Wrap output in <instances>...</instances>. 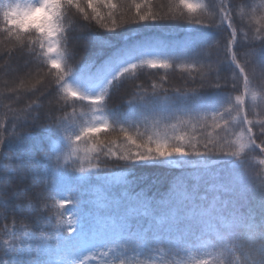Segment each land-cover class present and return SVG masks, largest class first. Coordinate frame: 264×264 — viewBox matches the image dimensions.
<instances>
[{"label":"trees","instance_id":"obj_1","mask_svg":"<svg viewBox=\"0 0 264 264\" xmlns=\"http://www.w3.org/2000/svg\"><path fill=\"white\" fill-rule=\"evenodd\" d=\"M2 1L3 0H0V7L3 5ZM119 2H121V4ZM119 2L117 0H55L54 1L55 5L53 6L54 17L49 22H52L53 26L55 27V31H57L59 26L64 24L65 20H67V22L70 20L73 21L74 19H76V17L82 15V17H84V23L83 20H81L82 24L87 28L89 32H91L94 35V37H120L122 36L121 34H127L132 31L146 30L148 26H159L155 24L159 22L158 19L167 18L169 13H170V17H174L177 10L174 9V7H168V6L166 9H164L166 5L162 3H159L154 7L152 6V3L154 1L149 3L147 0H119ZM179 4L185 6L187 5V0H179ZM62 7H67L71 10L69 15L70 20L64 16V13H60V16L57 13L58 9L63 10ZM123 7H125V9H122ZM154 9L157 10L155 11ZM9 11L10 12L7 14L5 19L1 23L2 26H0V37H8L14 42V44L12 46L10 45L11 48L10 51H6V49L3 48H8L9 46L8 44L12 42H10V40L0 39V47H1L0 55L2 53L9 52V56H10V53L14 51V48H16L15 51H21V52L24 51L23 48H20V45L17 44V42L19 43L21 42L13 40L10 37H29L30 36L29 33H31L32 30L34 31L35 27H39V26L36 22L30 23L25 16L20 15L19 13H15L17 10L14 11L9 10ZM59 17H60V21H59ZM71 21L70 23H72ZM49 22H47L46 24H48ZM58 22L60 25L58 24ZM52 24L46 25L48 30L51 29ZM250 25H254L255 28H258L259 26L261 28L262 26H264V14L260 12V21H259V17H257ZM74 26L76 25L72 23L71 30L72 29L74 30ZM60 30H62V28L59 29V32H61ZM249 33H253V30L249 29ZM9 56L8 55L5 56L2 63H0L1 77H2L1 66L4 64L7 57ZM167 62L161 64L165 65L167 64ZM219 65H220V58L218 52L215 51L213 57L211 58V62L205 67H202L197 73L200 76L199 79L202 80L205 74H210L215 72ZM208 67L212 68V72L207 73ZM259 75H260V79L264 82L263 69L260 71ZM144 78H147V76ZM61 81H63V78H61ZM28 82L29 83L26 82L27 83L26 86L24 84V88L28 86L30 87L36 82L38 83V79L36 77L31 76ZM43 83L44 82H41V84ZM13 84H15V82ZM64 85L65 83L63 82L62 86ZM147 102H149V100ZM162 111H159V114H163ZM189 112H205V113H201L200 115H203L205 118H210V120H213L214 117L217 116L216 107H209V109H203L199 105H193L189 109ZM184 116H187L186 112H184ZM206 129L208 131L209 126ZM186 130L188 132H191V127H187ZM206 135L208 134H206L205 132H200L198 133V135L195 136H197L198 141H200L199 139L205 137ZM195 136H193V138ZM187 138L189 137H185V140Z\"/></svg>","mask_w":264,"mask_h":264},{"label":"rangeland","instance_id":"obj_2","mask_svg":"<svg viewBox=\"0 0 264 264\" xmlns=\"http://www.w3.org/2000/svg\"><path fill=\"white\" fill-rule=\"evenodd\" d=\"M166 8H167V5L164 7V9ZM122 9H125V7H123ZM154 10L156 11L157 9H154ZM76 19H77V22H75L76 26H74L72 42L76 46H82V47L87 46L88 44L92 43L96 38L82 24L81 20H83V23H84V17H82V15H79L78 17H76ZM8 45H7L8 48H3V49H6V51H10L11 49L10 45L12 46L13 44L9 43ZM14 47H17V46H14ZM15 50L16 48H14V51L10 53V56H9V52H6L8 53L9 57H7L6 61L1 66L2 67V70H1L2 77L1 78H3L2 82L4 83V87H5L4 90L11 95V99L13 100H17L18 97L20 96L24 97L26 95H31V94H38L39 96L40 94H42L43 96L42 103L44 105L48 106L50 104H54L55 98H54V95L52 94L54 91H52L49 88L48 84H46L45 82L41 84V82H43L42 77L44 76L43 71H40L35 66V63L33 62L32 57L26 56L23 51L21 52V51H15ZM75 54H76V51L74 52V55ZM208 72H212L211 67L207 68V73ZM31 76L36 77L38 79V83L36 82L35 84H33L34 86L31 85L30 87L28 86L24 88V84L26 86L27 83H29L28 80H30ZM14 82L15 84H13ZM30 119H33V117H30ZM20 174H23L24 177L29 175L27 171H25L24 173H21L20 171ZM14 188L18 191H21V193L26 189L30 190L31 192L36 191V188L33 187L32 184L27 182V177L24 183L19 182L16 184ZM1 193L6 196H11L13 195L14 190L5 189V191H1ZM262 243L263 244H260V250H261L260 254L264 255V242Z\"/></svg>","mask_w":264,"mask_h":264},{"label":"bare ground","instance_id":"obj_3","mask_svg":"<svg viewBox=\"0 0 264 264\" xmlns=\"http://www.w3.org/2000/svg\"><path fill=\"white\" fill-rule=\"evenodd\" d=\"M7 40H10V42H12L14 44V42L11 39L8 38ZM255 210H257V208L254 206L253 211H255ZM260 210H261V207H260ZM260 215L261 216L263 215L262 217H260L261 219H263L264 213L260 212ZM261 233H262V242H264V230L262 228H260V234ZM259 255H260V252H259ZM263 257H264V255H263Z\"/></svg>","mask_w":264,"mask_h":264}]
</instances>
